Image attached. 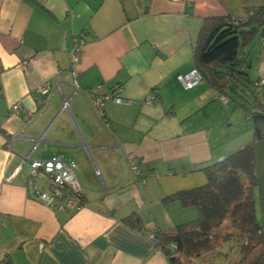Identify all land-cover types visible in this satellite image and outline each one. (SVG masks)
<instances>
[{
  "label": "crops",
  "instance_id": "1",
  "mask_svg": "<svg viewBox=\"0 0 264 264\" xmlns=\"http://www.w3.org/2000/svg\"><path fill=\"white\" fill-rule=\"evenodd\" d=\"M260 6L264 0H0V264H169L148 233L197 217L195 206L169 197L204 185L203 167L252 141L244 114L248 121L223 141L221 94L205 80L186 89L177 75L194 68L204 18ZM240 56L250 60L252 80L264 79V38ZM43 83L50 95L39 91ZM97 84L103 92L121 86L114 93L122 101L104 104L107 124L84 96ZM233 121L226 118L228 129ZM254 152L264 232V139ZM52 155L75 162L80 208L65 197L62 207L37 199L49 179L32 174L30 161Z\"/></svg>",
  "mask_w": 264,
  "mask_h": 264
},
{
  "label": "trees",
  "instance_id": "2",
  "mask_svg": "<svg viewBox=\"0 0 264 264\" xmlns=\"http://www.w3.org/2000/svg\"><path fill=\"white\" fill-rule=\"evenodd\" d=\"M257 35L264 38V6L246 8L243 16L206 17L197 32L194 68L221 98L231 99L243 110L252 124V141L203 167L204 185L180 190L169 197L182 206L197 209L194 220L169 231H152L156 247L166 255L169 264H192L194 258L211 264L205 256L227 242H236L238 246L237 257L228 264H264V232L254 206V142L264 139V103L258 100V87L254 86L260 78H250V60L240 56V50Z\"/></svg>",
  "mask_w": 264,
  "mask_h": 264
},
{
  "label": "built area",
  "instance_id": "3",
  "mask_svg": "<svg viewBox=\"0 0 264 264\" xmlns=\"http://www.w3.org/2000/svg\"><path fill=\"white\" fill-rule=\"evenodd\" d=\"M234 18V17H232ZM237 19V18H234ZM234 22L237 23L236 20ZM84 43L83 39L75 45L71 50V64H75L79 55L82 44ZM177 80L179 83L186 89L192 88L195 84L201 82L202 75L196 69L192 68L190 71L177 75ZM264 85V79H259L254 83V86L260 87ZM113 89V90H112ZM110 91H102V85L97 84L93 88H89L86 92H84V96L86 97V101L89 106L96 110L98 116L106 124L108 120L104 116V104L108 100H113L116 103L122 101V98L115 94L114 91L120 90L121 86L115 84L112 86ZM39 91L43 94L50 95V90L47 83H43L39 86ZM223 102H226L225 98H221ZM154 98L151 97L150 101H153ZM69 98L65 96L62 97V108L69 109L68 104ZM18 104L14 105V108H17ZM34 142V140H32ZM35 145V144H34ZM34 147V146H33ZM30 168L32 174L41 173L48 177L49 185L46 190L35 191V195L38 200L43 202L47 206H57L62 207L59 204V199L65 197L67 199L66 205L69 207L80 208L82 205L81 195L84 190V186L80 180V177L76 170V164L72 160H64L60 155H52L46 159H31ZM131 169L134 173V178L136 181H143V177L140 173L139 167L137 164H132ZM148 236L152 238L154 243H156V239L154 240L155 234L154 232H149ZM157 248V247H156ZM171 248H175L174 244H171Z\"/></svg>",
  "mask_w": 264,
  "mask_h": 264
},
{
  "label": "rangeland",
  "instance_id": "4",
  "mask_svg": "<svg viewBox=\"0 0 264 264\" xmlns=\"http://www.w3.org/2000/svg\"><path fill=\"white\" fill-rule=\"evenodd\" d=\"M259 39H260V36L257 35L254 40L258 41ZM251 70H253V68H251V69L248 68L247 72H248L250 78L252 79L253 76H252ZM260 89H261V87L258 89V93H256V95L260 94L262 91H264V90H262L264 88H262L261 90ZM232 97L234 100H237V101L239 100V98L235 95H232ZM239 102L246 104L242 100H239ZM248 108H250V107L248 106ZM219 109H223L227 112V114L225 115V117L223 118L222 121L225 122L226 118L229 116L235 117V122L233 121V125H231L230 129H228L229 126L225 125L224 122H222V124L219 125V127H220L219 128L220 138L223 141H225L227 139H231V137L235 133V132H233V129L235 128V126H234L235 123L242 124L248 120H246L245 117L243 116V113H242L243 110L237 104H235V102H233L231 99H229L228 101H226L224 103H221V104L219 103ZM251 126H252V124H251ZM238 128H239V126H238ZM242 130H244V127H241V129H238L239 132H241ZM235 131L237 132V129ZM237 248H238V246H237L236 242L223 243L215 251L208 253L205 256V260L207 259V261H210L211 264H228V263H231L237 257V254H238ZM216 260H218V261L216 262ZM203 263H204V261L202 258H194L192 260V264H203Z\"/></svg>",
  "mask_w": 264,
  "mask_h": 264
},
{
  "label": "water",
  "instance_id": "5",
  "mask_svg": "<svg viewBox=\"0 0 264 264\" xmlns=\"http://www.w3.org/2000/svg\"><path fill=\"white\" fill-rule=\"evenodd\" d=\"M96 244L99 245V246H102L104 244V240L103 239H97L96 240Z\"/></svg>",
  "mask_w": 264,
  "mask_h": 264
}]
</instances>
